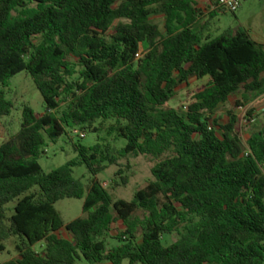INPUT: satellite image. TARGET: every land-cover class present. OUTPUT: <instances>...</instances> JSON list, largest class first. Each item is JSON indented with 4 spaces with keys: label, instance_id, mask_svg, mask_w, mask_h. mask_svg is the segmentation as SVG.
Wrapping results in <instances>:
<instances>
[{
    "label": "trees",
    "instance_id": "trees-1",
    "mask_svg": "<svg viewBox=\"0 0 264 264\" xmlns=\"http://www.w3.org/2000/svg\"><path fill=\"white\" fill-rule=\"evenodd\" d=\"M213 16L196 0H0V120L22 72L46 109L24 106L19 134L0 145V255L10 240L17 254L5 264H264V125L246 147L237 115L213 119L232 97L264 94V45L242 28L212 38ZM192 79L208 82L187 111L168 108ZM78 129L127 144L116 155L75 144L77 157L46 174L48 143ZM130 155L153 163V180L130 203L93 180L84 217L64 226L55 204L85 195L73 169L96 177Z\"/></svg>",
    "mask_w": 264,
    "mask_h": 264
},
{
    "label": "rangeland",
    "instance_id": "rangeland-1",
    "mask_svg": "<svg viewBox=\"0 0 264 264\" xmlns=\"http://www.w3.org/2000/svg\"><path fill=\"white\" fill-rule=\"evenodd\" d=\"M196 2L205 19L210 12L214 11L209 31L212 38L220 36L228 29L242 28L249 33L254 41L264 45V0H241V7L235 13L222 9H212L207 0H196ZM152 20L161 29L163 28L162 17H153ZM144 51L145 48L142 46L140 54L142 55ZM207 82V79L202 81L192 79L188 85H183L179 88L177 96L167 107L182 112L183 107L189 104L192 95L205 87ZM6 98L12 104L13 108L10 116L0 120V145L9 142L19 134L24 106L30 107L36 116H42L46 112L43 98L27 72H22L11 80L10 88L6 90ZM230 112H233L239 118V133L245 145L248 136L261 130L264 125V94L255 99L250 97L246 102L241 99L240 95L232 97L226 105L217 111L213 119L219 125H225L229 122ZM249 120L255 121L248 123ZM78 131L85 134L84 139H80L78 135L68 131V134L59 138L55 143H48L45 152L38 159L42 170L46 174L61 168L77 157L74 151L75 144H80L88 148L97 143L108 144L112 148L113 155H116L127 144L123 139L117 141L115 137H108L105 131H101L98 134L89 130L78 129ZM127 166L130 167V169L125 170V175L128 177V184L119 187L115 191L111 190L110 185L115 178L116 172L120 168H126ZM152 166L153 163L149 159L130 155L125 159L119 158L117 165L107 166L108 168L96 177L92 176L84 165L75 167L73 169V176L84 185V198L81 200L64 199L56 203L54 208L59 214L64 226L76 219L84 217L83 205L93 180L102 183L109 190L115 201L124 200L130 203L134 200V195L139 190L144 189L153 180L151 175ZM14 205L15 203H12L9 208L12 209ZM136 215L140 218L144 216L141 211H138ZM124 229L125 227L121 222L113 225L111 236L116 237ZM61 236L68 238L65 232H62ZM172 240L169 238L165 239V245H169ZM119 245V240L115 238H109L106 243L108 249L115 248ZM42 247V243L37 244L35 250L40 251ZM6 248L7 251L0 255V264H5L17 258L13 247V240L6 242Z\"/></svg>",
    "mask_w": 264,
    "mask_h": 264
},
{
    "label": "built area",
    "instance_id": "built-area-1",
    "mask_svg": "<svg viewBox=\"0 0 264 264\" xmlns=\"http://www.w3.org/2000/svg\"><path fill=\"white\" fill-rule=\"evenodd\" d=\"M212 9H222L227 12L235 13L237 12L241 7V0H207ZM140 55L137 56L139 58ZM183 111H187V107H183ZM255 120H249L248 123H253ZM74 134L80 136L81 138H85V134L74 131ZM246 142V141H245ZM246 146V143H245ZM247 147V146H246Z\"/></svg>",
    "mask_w": 264,
    "mask_h": 264
},
{
    "label": "crops",
    "instance_id": "crops-1",
    "mask_svg": "<svg viewBox=\"0 0 264 264\" xmlns=\"http://www.w3.org/2000/svg\"><path fill=\"white\" fill-rule=\"evenodd\" d=\"M62 234V233H61Z\"/></svg>",
    "mask_w": 264,
    "mask_h": 264
}]
</instances>
